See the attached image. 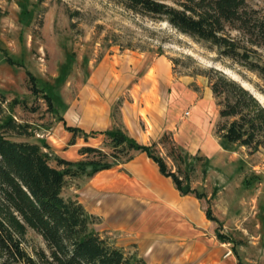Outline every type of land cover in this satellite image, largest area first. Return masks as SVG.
<instances>
[{
  "label": "rangeland",
  "instance_id": "obj_1",
  "mask_svg": "<svg viewBox=\"0 0 264 264\" xmlns=\"http://www.w3.org/2000/svg\"><path fill=\"white\" fill-rule=\"evenodd\" d=\"M245 1L264 13V0ZM257 50L264 63V50ZM210 69L247 90L264 116V78L166 21L115 0H0V118L29 124L31 136L18 140L45 142L48 153L78 162L85 159L79 154L84 146L110 153L108 139L98 132L120 127L136 142L153 144L171 171L187 176L184 186L206 194L202 200L183 196L199 207L187 203L180 218L155 207L156 221L129 234L109 227L120 217L115 205H123L126 194L105 188L91 197L87 187L99 172L66 181L65 198L81 203L84 196L94 207L92 213L81 203L99 218L95 231L150 264H213L215 256L264 264V149L251 152L218 137ZM29 74L50 95L52 111L41 93H32ZM65 125L80 128L87 139L73 137ZM182 154L189 156L185 162ZM122 160L111 169L129 162ZM208 206L218 223L206 218ZM25 246L44 244L29 232Z\"/></svg>",
  "mask_w": 264,
  "mask_h": 264
},
{
  "label": "trees",
  "instance_id": "obj_2",
  "mask_svg": "<svg viewBox=\"0 0 264 264\" xmlns=\"http://www.w3.org/2000/svg\"><path fill=\"white\" fill-rule=\"evenodd\" d=\"M115 1L134 13L168 22L180 34L216 47L222 57L264 78V63L257 50H264V13L250 8L245 0ZM232 32L239 37H233ZM206 78L219 108L221 123L216 134L222 142L251 152L264 149V116L256 112V100L218 71L210 69ZM29 82L32 93H41L52 111L50 95L32 75ZM65 129L73 137H88L78 127L65 125ZM98 133L108 139L111 152L84 146L79 154L85 159L73 162L45 151V142L18 140L31 136L29 124L0 118V264H147L95 231L99 218L76 198L62 194L68 179L90 178L111 169L118 159L127 162L143 153L162 176L171 179L181 196L205 199L204 192L183 185L187 176L183 179L179 170L171 171L153 144L136 142L120 127ZM188 157L182 154L180 162ZM204 214L218 223L209 206ZM29 232L40 237L44 247L25 246Z\"/></svg>",
  "mask_w": 264,
  "mask_h": 264
},
{
  "label": "crops",
  "instance_id": "obj_3",
  "mask_svg": "<svg viewBox=\"0 0 264 264\" xmlns=\"http://www.w3.org/2000/svg\"><path fill=\"white\" fill-rule=\"evenodd\" d=\"M87 188H89L90 191L88 192L94 199L98 198L99 194L101 195L102 192L99 190L105 188L111 189V192L126 194V201H124L123 205H115L116 215H120V217L116 218L115 222L111 221L109 227L113 229L120 228L125 230V232H129V234L132 232L136 233L137 230H142L147 223L151 224L156 221V218L152 215L153 212H151L155 207L164 208L167 212L175 214L177 218L186 214L187 203L194 208L199 207L195 200L180 196L173 187L171 179L162 176L155 163L143 153L135 155L132 160L117 167V169L99 172ZM143 194H146V196H143ZM129 198L130 201L128 200ZM79 199L87 209L94 213V207L88 204L84 196ZM135 204L140 208L137 213ZM145 262L147 264L151 263L146 260ZM212 263L232 264V260L229 256H226L223 260L215 256Z\"/></svg>",
  "mask_w": 264,
  "mask_h": 264
}]
</instances>
